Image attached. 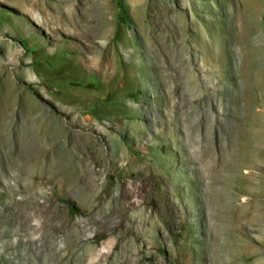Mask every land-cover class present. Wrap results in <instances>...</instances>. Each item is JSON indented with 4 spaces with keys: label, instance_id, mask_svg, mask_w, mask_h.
I'll return each instance as SVG.
<instances>
[{
    "label": "rangeland",
    "instance_id": "rangeland-1",
    "mask_svg": "<svg viewBox=\"0 0 264 264\" xmlns=\"http://www.w3.org/2000/svg\"><path fill=\"white\" fill-rule=\"evenodd\" d=\"M28 263L264 264V0H0V264Z\"/></svg>",
    "mask_w": 264,
    "mask_h": 264
},
{
    "label": "bare ground",
    "instance_id": "bare-ground-1",
    "mask_svg": "<svg viewBox=\"0 0 264 264\" xmlns=\"http://www.w3.org/2000/svg\"><path fill=\"white\" fill-rule=\"evenodd\" d=\"M31 2V1H30ZM36 6V5H35ZM67 30H69V29H66V31ZM91 33V32H90ZM135 53V52H134ZM124 55H126V54H124ZM133 56L134 55H132L131 53H128L127 54V56H125V60H126V62L127 63H129V64H131V63H138V61H134V59H133ZM140 56H141V58L143 59V61L144 60H147V53H144V54H140ZM156 58H157V60L159 61V62H162L160 59H161V57L159 56V55H156ZM181 58H183V57H181ZM130 59V60H129ZM182 62V61H181ZM180 62V63H181ZM84 63H86V61L84 60ZM186 63V62H185ZM105 64V63H104ZM107 65V64H106ZM107 68H106V70H107V72H109V69H110V66L108 67V66H106ZM141 67V66H140ZM144 67V66H143ZM85 68H87V69H89L87 66H85ZM99 68H100V66L98 67V68H95V69H92V70H95V71H98V72H100L101 71V69H100V71H99ZM144 71V70H143ZM102 72V71H101ZM130 72H131V70H130ZM144 73H145V71H144ZM164 73H165V78L166 79H169L170 78V75L169 74H167V72L166 71H164ZM176 76V75H175ZM147 79V77L145 76V79L143 78V81H147L146 80ZM167 82H169V80L167 81ZM170 83V82H169ZM178 84V83H177ZM171 86H173L172 84H171ZM26 249V248H25ZM37 252V251H36ZM33 253H34V250H33ZM35 254V253H34ZM35 263V262H34ZM29 264V263H28ZM45 264H47V263H45Z\"/></svg>",
    "mask_w": 264,
    "mask_h": 264
},
{
    "label": "trees",
    "instance_id": "trees-1",
    "mask_svg": "<svg viewBox=\"0 0 264 264\" xmlns=\"http://www.w3.org/2000/svg\"><path fill=\"white\" fill-rule=\"evenodd\" d=\"M120 8H121L122 11H123L124 6H123L122 3L120 4ZM66 203H67L68 206L71 208L72 213H74V214L78 213V209H77V207L75 206V204H74L72 201H66Z\"/></svg>",
    "mask_w": 264,
    "mask_h": 264
}]
</instances>
